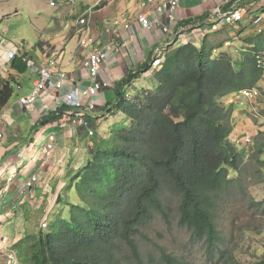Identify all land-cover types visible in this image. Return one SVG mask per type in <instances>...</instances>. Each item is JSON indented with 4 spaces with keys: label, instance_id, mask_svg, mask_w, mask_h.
<instances>
[{
    "label": "trees",
    "instance_id": "trees-1",
    "mask_svg": "<svg viewBox=\"0 0 264 264\" xmlns=\"http://www.w3.org/2000/svg\"><path fill=\"white\" fill-rule=\"evenodd\" d=\"M213 49L208 39L200 48L171 47L162 68L150 75L155 88L131 90L150 71L151 62L116 85L117 102L106 114L125 118L112 126L109 143L95 141L94 151L86 154L58 195L48 228L32 231L13 245L20 264H124L121 245L143 264L137 238L158 214L170 222L173 207L180 227L205 244L210 260H226L228 251L222 248L225 239L218 227L221 198L244 191L246 162L230 138L235 106L228 108L219 100L257 86L263 72L252 54L236 64L227 55L214 59ZM26 72V64L17 57L7 75L0 74V113L15 93L17 77ZM58 119L54 115L50 120ZM95 120L91 126L97 137ZM261 153L253 149L252 158L264 166ZM73 191L75 198L69 201ZM250 206L264 212V201L251 200ZM161 261L188 264L163 250Z\"/></svg>",
    "mask_w": 264,
    "mask_h": 264
},
{
    "label": "crops",
    "instance_id": "crops-1",
    "mask_svg": "<svg viewBox=\"0 0 264 264\" xmlns=\"http://www.w3.org/2000/svg\"><path fill=\"white\" fill-rule=\"evenodd\" d=\"M23 1H26L27 6L32 7V11L36 14L42 11L51 14V20L36 17L31 21L32 30L37 29L40 32L33 36L36 38V45L33 42L28 44L24 41L17 42L15 37L7 38L5 45L12 47L10 41L15 42L17 45L15 49L20 50L19 55L25 52V56L37 65L43 64L46 49H50V53L59 50L61 52V71L69 73L75 79L73 83L84 80L83 87L88 84V75L83 68V62L91 50H83L79 47L78 33L83 27L77 28V20L89 9L94 8V16L89 24L92 27L93 36L97 39L96 47H99L108 44L113 39V31L106 29L108 20L121 14L129 16L138 5V0H53L56 2V6L51 7L50 0ZM236 1L230 0L231 4ZM221 2L222 0L182 1L177 11L178 26H184L186 32L202 29L205 20L201 23L194 22L200 18L203 19V15H210ZM255 5V10L263 7L264 12V0L256 1ZM13 15H16V12ZM42 23L47 24L41 26ZM178 26L176 27L178 28ZM42 29H45L46 32L43 33ZM118 29L121 35L119 41L122 44L125 42L126 46L119 53H112L109 61L103 67V76L108 77L115 84L130 71L153 60L156 50L172 41L171 35H164L158 30L144 31L138 28L136 22L132 24V30L123 27ZM228 29L230 27L225 31ZM222 34L221 32L210 36L208 40L214 45H220L227 40L223 39L222 41ZM239 39L237 38L238 41H240ZM240 43L242 44L241 41ZM234 44L236 45L235 42ZM179 46L181 44L177 42L174 48ZM223 53L225 52L223 51ZM9 67L8 65L6 68L9 69ZM2 68L0 66V70ZM17 79L19 84H16L15 96L11 97L8 106L2 113L5 137L0 140V186H3L0 189V206L3 210L0 213V243L6 245L4 248H12L21 240L24 232L35 230L33 226L39 224L35 222V218L34 222L28 228L26 227V217L30 211L32 214L42 211V219L45 215L53 213L56 201L55 203L50 201L47 208L43 206L46 204L44 201L50 200L51 196H56L57 199L66 183L85 162L86 152L84 149H88L90 146V141L84 142L88 138L79 134L81 130L73 133L68 130L63 131L56 124H48L53 116L48 113V109L50 110L54 106V101L48 95L39 97L33 111H29L19 104L20 97L27 96L32 92L37 74L31 72L27 67V72L19 75ZM65 90H69L68 87ZM105 92L100 95L98 103L101 105L116 103L112 96H109L106 101L105 97L107 96H103ZM51 137L54 138L56 146L54 145L55 147L50 153L44 154L43 148L50 143ZM83 143L84 149L82 148ZM9 170L11 173L16 172L17 177L11 184L5 181ZM33 175L38 177L39 183L35 192H26L24 189L26 181ZM51 189L52 192H50ZM0 249H2L1 244Z\"/></svg>",
    "mask_w": 264,
    "mask_h": 264
},
{
    "label": "rangeland",
    "instance_id": "rangeland-1",
    "mask_svg": "<svg viewBox=\"0 0 264 264\" xmlns=\"http://www.w3.org/2000/svg\"><path fill=\"white\" fill-rule=\"evenodd\" d=\"M32 9L23 0H0V34H4V30H6L8 38L15 37L17 42L24 41L27 44L33 42L36 45V38L33 36L40 32L37 29L32 30L31 21L36 17L51 20V14L43 11L36 14ZM261 9L255 11L252 16L259 15L263 10ZM15 12L16 15H13ZM9 15L13 16L8 18L7 16ZM250 21L251 19L247 18L240 24H236L235 27L228 29V31L222 32V41L223 39H233L235 35H238V39L240 38L239 40L242 42V44H239L240 41L234 40L236 45H239L241 48L239 46L236 47L235 44L231 48L222 47V51L232 58L233 63L237 64L238 61L243 62L246 60L252 54V47L260 45L259 49H264V34L259 35L253 26L249 25ZM45 24L47 23H42L41 26ZM42 32L45 33V29H42ZM222 51L216 56L217 58H221L223 55ZM152 77L143 76V78H139L133 83L131 90L134 92L136 88L140 89L141 87L155 88L157 84ZM263 81L264 79L257 86L262 87ZM260 92H262L260 99L252 103H246V105H235L232 113L234 130L230 138L244 152L242 159L245 160L246 165L243 169L244 173L242 177L244 191H232L229 195H224L221 198L218 227H220L225 239L222 248L228 251L226 260L224 262L221 260L219 262L218 258L210 260L205 244L194 240L188 229L180 227L178 214L173 207L170 211V222L164 216L158 214L143 228V235L137 238L143 264H163L161 261V250L185 260L188 264H223L227 260L228 263L226 264H257L264 260V212H262V208H257V210L250 208L251 200H255L256 202L264 201V166H261L255 158H252L253 149L258 148L262 149L260 159L264 161V89L261 88ZM116 94V89L111 87L103 96H107L105 97L106 101L109 96H112L116 102ZM221 104L227 105L229 103L223 101ZM227 107L231 108L232 106L228 105ZM105 113L106 110L97 111V115L99 116ZM124 118L123 114H119L116 118H111L107 115L102 116L101 120H98L96 123L97 126H94L98 132V136L94 140H101L105 144L109 143L112 139V126ZM79 134L81 133L79 132ZM92 140L89 138V140L85 139L84 142L90 141L89 143L93 144L94 141L91 143ZM82 148H85L84 143ZM84 151L86 154L89 152L87 148ZM253 153L257 158V154ZM2 187L0 186V189ZM71 195L72 197H69L71 199L69 201L75 198V191ZM64 199L67 200L66 196H64ZM50 201H54L55 203L56 196H51L48 201L45 200L44 203L46 204H43V206L47 208ZM172 204H175V200L173 199ZM63 207L66 210L64 217L67 218L69 208L65 204ZM58 208L57 211H60V207ZM2 212L3 210L0 206V213ZM41 212H33V215L32 211H30L28 213L30 216L25 212L27 214V228L34 222L35 218V222L39 224L33 226L35 227L34 231L40 230L39 225H41L43 217ZM0 244L2 250H4L6 245ZM120 258L124 264H139L134 260L126 245H121ZM4 264H7V262L5 261Z\"/></svg>",
    "mask_w": 264,
    "mask_h": 264
},
{
    "label": "built area",
    "instance_id": "built-area-1",
    "mask_svg": "<svg viewBox=\"0 0 264 264\" xmlns=\"http://www.w3.org/2000/svg\"><path fill=\"white\" fill-rule=\"evenodd\" d=\"M182 1L184 0H138L136 9L129 16L121 14L111 18L106 23V29L113 31V39L108 44L99 47H96L97 39L93 36L92 27L89 24V21L94 16V9H89L77 21L78 25L84 26L82 34L78 39L79 47L83 50H91L83 62L84 68L88 71L89 85L80 89L79 85L76 84L69 92L64 91L66 88L65 83L69 76L67 72L60 69L61 52L57 50L51 56L45 54V60L40 66L35 67L33 63L28 62L32 70L38 74V79L33 92L28 96L20 98V105L26 107L29 111H33V107L40 99V96H50V92H60L59 96H52L54 106L50 110L48 109V113L53 111L59 112L60 109L66 106L67 108L62 111V118L58 121L60 127L62 129H77L82 127L90 137H93L95 132L90 127L89 117L94 116L96 113L98 95L110 84L109 81L101 78L102 67L110 59L112 53H119L126 46V43L122 44L119 41L121 35L118 28L123 27L124 29L132 30V24L136 22L138 28L144 31L158 30L164 35H171L172 41L168 42L165 46L179 42L183 46L193 45L197 48H199L200 43L206 36L218 34L228 27H234L246 18L251 19L250 25L255 28L258 34L264 32V13L252 16L250 9L257 0H237L234 4H231L230 0H222L210 15H203V19L197 20V23L205 20L202 29L198 28L193 29L191 32H186L184 26H178L179 17L177 11ZM51 6H55L53 1H51ZM4 42V36L0 34V66H4L5 63L16 58V51L13 48L5 47ZM231 45V42L225 43V46ZM161 51L163 49L156 51L158 57L154 60L153 68L160 67L165 60L164 55H160ZM213 53L217 56L220 54V50L216 48L213 50ZM254 56L257 67L264 71V51L255 52ZM260 91L259 87L243 89L238 91V93L232 94L228 102L239 103L240 105L252 103L262 97V92ZM0 127V139H3L5 136V126L1 117ZM13 179V175H10L8 178L9 181ZM37 181L38 178L33 176L26 186L32 188ZM42 226L46 227V224L43 223ZM4 260L7 264H18L17 255L14 251L1 250L0 261Z\"/></svg>",
    "mask_w": 264,
    "mask_h": 264
},
{
    "label": "clouds",
    "instance_id": "clouds-1",
    "mask_svg": "<svg viewBox=\"0 0 264 264\" xmlns=\"http://www.w3.org/2000/svg\"><path fill=\"white\" fill-rule=\"evenodd\" d=\"M51 1H53V0H50V6H51ZM258 1V0H257ZM54 3H55V6H56V2L55 1H53ZM249 4H250V2H248ZM55 6H51V7H55ZM255 7H256V5L254 4V6H251V12H252V14L255 12V11H257V10H255ZM94 9V8H93ZM261 9V8H260ZM262 9H263V7H262ZM261 9V10H262ZM259 10V9H258ZM95 11V10H94ZM262 12H263V10H262ZM262 12H260V13H262ZM86 13V12H85ZM264 13V12H263ZM83 16V15H82ZM81 16V17H82ZM119 16V15H118ZM80 17V18H81ZM115 17H117V16H115ZM79 18V19H80ZM113 18V17H112ZM78 19V20H79ZM202 19V18H201ZM247 19V18H246ZM77 20V21H78ZM110 20V19H109ZM108 20V21H109ZM196 22H198V21H195L194 23H196ZM243 22V21H242ZM241 23V22H240ZM240 23H238V24H240ZM250 25V24H249ZM82 25H78L77 24V28L78 27H81ZM250 26H252V25H250ZM83 28H84V26H82ZM235 27V26H234ZM83 28H81L80 30H81V32H79L78 33V35H79V37H80V35L82 34V31H83ZM230 28H233V27H230ZM254 28V27H253ZM226 29V28H225ZM225 29L223 30V31H225ZM254 30H255V28H254ZM223 31H221V32H223ZM4 34H2L3 36H4V41H6L7 40V32H6V30H4ZM220 32V33H221ZM219 34V33H218ZM262 34H264V32L262 33ZM262 34H259V35H262ZM215 35H217V34H215ZM210 36H214V35H208V36H206L204 39H203V41L204 40H206V39H208ZM79 37H78V39H79ZM238 38V35L236 36H234L233 37V39H227V40H225V41H223L220 45H214V43H213V45H214V49H219L220 51H222V47H225V48H231V46H233L234 45V40H236ZM13 40H14V38H13ZM10 41V40H9ZM203 41L200 43V46H199V48L201 47V45H202V43H203ZM211 42V41H210ZM226 42H231V46H225V43ZM10 43L13 45L12 47H10L9 45H5V42H4V45H5V47H9V48H13L15 51H16V58L17 57H21L22 58V61L26 64V66L29 68V70L31 71V72H33V73H35V74H37L36 72H34L33 70H32V68L29 66V64H28V62H31V63H33V65H35V67L36 66H40V65H37L33 60H31V59H29L27 56H25V52H23L22 53V55H19V51L20 50H18V49H15L16 47H17V45H16V43L15 42H13V41H10ZM125 43V42H124ZM175 45H176V43L175 44H173V45H170V46H165V47H163V48H160V49H163V51L165 50V52H163V51H161V54L160 55H164V57H165V55H166V51L169 49V48H171V47H175ZM181 46H183V45H181ZM220 46V47H219ZM180 47V46H179ZM252 48H254V47H252ZM213 49V50H214ZM157 51V50H156ZM258 51H264V49H258V50H254V51H252V55H253V57L255 58V56H254V53L255 52H258ZM223 52V51H222ZM46 54L48 55V56H51V54L52 53H50V49H46ZM155 54H156V52H155ZM212 55H213V58L214 59H218L217 57H216V55H214V53H213V51H212ZM223 55H227V56H229L228 54H226V53H223ZM222 55V56H223ZM221 56V57H222ZM158 56H157V54L156 55H154L153 56V60H151L150 62L152 63V65H151V69H150V71L149 72H147V73H145L143 76L144 77H150V75H151V73L153 72V71H157V70H160L161 68H162V65H163V63L165 62V60H166V58H165V60H164V62L161 64V66L160 67H154L153 68V64H154V60L157 58ZM15 58V59H16ZM15 59H13V60H15ZM13 60H11V61H9V62H7V63H5L4 64V66H1V67H3L2 68V70H0V74L1 75H3V76H5L4 74H7L8 73V70L10 69V67H9V69L8 68H6V67H8V65L10 66L11 65V62L13 61ZM109 61V60H108ZM107 61V62H108ZM150 62H148V63H150ZM147 63V64H148ZM255 63H256V60H255ZM103 67H104V65H103ZM103 67H102V72H101V78L102 79H105V80H107V81H109V86L107 87V88H105L101 93H100V95H102V94H104V92L105 91H107V90H109L111 87H114V88H116V85L121 81H119V82H117L116 84L112 81V80H110L108 77L106 78V77H104L103 76V73H104V71H103ZM256 67H257V64H256ZM83 68H84V66H83ZM258 68V67H257ZM85 69V68H84ZM259 69V68H258ZM86 70V69H85ZM259 70H261L262 72H263V74H264V71L262 70V69H259ZM86 72H87V75H88V71L86 70ZM68 80L66 81V83H65V87L67 88L68 87V89L70 90L72 87H75L76 86V84H78L79 86V88L80 89H82V88H85L86 86H88L89 85V77L87 78L88 79V84L87 85H85V87H83L84 86V80H79L78 81V83L77 82H75V83H73V81L75 80L69 73H68ZM127 76V75H126ZM125 76V77H126ZM143 76H142V78H143ZM124 77V78H125ZM37 79H38V74H37ZM264 79V76H262V80ZM37 81V80H36ZM35 84H36V82H35ZM115 84V85H114ZM263 84H264V81H263ZM18 86H20V85H18ZM255 87H259L260 88V90H261V88H263V86L262 87H260V86H255ZM34 88H35V85H34ZM34 88H33V90H34ZM252 88H254V87H252ZM17 89V88H16ZM247 89H250V88H247ZM33 90H32V92H33ZM69 90H65L64 89V91L65 92H69ZM31 92V93H32ZM62 92V91H61ZM30 93V94H31ZM235 93H238V91L237 92H235ZM29 94V95H30ZM59 94H60V92L59 93H57V92H50V96H48V97H50V98H52V96H56V95H58L59 96ZM234 94V93H233ZM100 95H98V98H97V105H96V113H95V115L94 116H90L89 117V122H90V127L92 128V126H91V122H92V120L93 119H96L95 121H100L101 119V117L102 116H104V115H107L108 116V114H104V115H102V116H99V115H97V111H99V110H101V111H105L106 110V112H107V110L109 109V108H111L113 105L112 104H109V103H106V104H99L98 103V100H99V97H100ZM231 95L232 94H230V95H228V96H226V97H223V98H221L220 100H219V102L221 103V102H223V101H226V102H228V99L231 97ZM28 96V95H27ZM22 97H25V96H22ZM22 97H20V98H22ZM20 98H19V104H20ZM260 99V98H259ZM52 100L54 101V99L52 98ZM258 100V99H257ZM117 102V101H116ZM229 103V102H228ZM36 104V103H35ZM115 104V103H114ZM101 105V106H100ZM228 105H231V106H237V105H240L239 103H229V104H227V105H225V106H228ZM24 107V106H23ZM26 108V107H25ZM67 107L65 106V107H63L62 109H60V111L58 112V111H56V112H50L49 114H53V116L52 117H54V115L55 116H57V117H59V119L58 120H56V121H51V122H49L48 124H51V123H53V124H56L57 126H59L60 127V125L58 124V121L62 118V116H63V110L64 109H66ZM27 109V108H26ZM4 112V111H3ZM2 112V113H3ZM2 113H0V117L2 118V120H3V114ZM110 117V116H109ZM116 118V117H115ZM119 122V121H118ZM61 128V127H60ZM62 129V128H61ZM93 129V128H92ZM0 130H1V127H0ZM63 131H65V130H68V131H71V132H75V131H77V130H82V135L83 136H85V137H87L88 139L90 138V139H93L92 140V142L91 143H93V141H94V143L93 144H90V146L88 147V151H94V148H95V145H97L96 144V140H94L95 138H96V136L94 135L93 137H90L89 135H88V133L85 131V129L84 128H82V127H80V128H77V129H71V128H65V129H62ZM94 130V129H93ZM95 132V131H94ZM80 134V135H81ZM5 137V136H4ZM4 139V138H3ZM3 139H0V140H3ZM50 143H48L44 148H43V153L44 154H48V153H50V151L52 150V148H54L56 145H55V143H54V138L53 137H51L50 139ZM55 145V146H54ZM49 146H51V147H49ZM10 175H13L14 176V179L12 180V181H9L8 180V178H9V176ZM33 176H36V175H33ZM33 176H31L27 181H26V184H27V182L29 181V180H31V178L33 177ZM75 176V175H74ZM37 177V176H36ZM16 172H13V173H11L10 172V170L8 171V174H7V177L5 178V180L8 182V183H12L14 180H16ZM38 178V177H37ZM39 183V179H38V181L36 182V183H34V185H33V187L32 188H29V187H27L26 186V184H25V186H24V189H25V191L26 192H35V189H36V186H37V184ZM50 192H52V189L50 190ZM50 217H51V214H48V215H45V217L42 219V222H41V225H39V227H40V229H47L48 228V226H49V221H50ZM43 223H45L46 224V227H43L42 225H43ZM34 231V230H33ZM32 231H30V232H28V231H26V233L24 232L23 233V235H22V238L25 236V235H27V234H29V233H31ZM21 238V239H22ZM20 241V240H19ZM2 249H0V251H1ZM3 251H13L12 249H11V247L10 248H5ZM17 259H18V264H20V260H19V256H17ZM4 262L5 261H0V264L1 263H3L4 264Z\"/></svg>",
    "mask_w": 264,
    "mask_h": 264
}]
</instances>
